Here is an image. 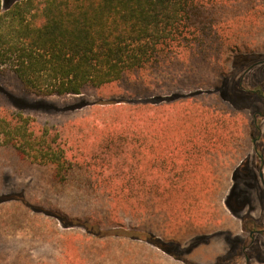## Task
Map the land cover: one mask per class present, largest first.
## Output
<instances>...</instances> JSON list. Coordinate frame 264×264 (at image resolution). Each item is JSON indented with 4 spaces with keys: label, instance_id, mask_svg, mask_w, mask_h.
<instances>
[{
    "label": "trees",
    "instance_id": "obj_1",
    "mask_svg": "<svg viewBox=\"0 0 264 264\" xmlns=\"http://www.w3.org/2000/svg\"><path fill=\"white\" fill-rule=\"evenodd\" d=\"M185 54L194 56L192 63H204L194 69H205L212 85L167 100L191 101L179 119L161 113L163 104L144 100L121 107L128 112L126 125L115 123L98 146L84 148L80 164L58 134L0 106V147L50 167L61 185L76 174V165L78 171L92 168L74 192L119 203L132 221L130 229L121 223L100 231L102 239L127 238L180 255L198 241L196 234L168 243L149 224H177L184 217L188 233L201 227L233 240L243 232L233 203L252 202L249 181L239 171L260 136L261 119L251 111L264 103V78L245 87L250 76L238 78L235 63L264 57V0H0V77L14 75L39 97L88 94L112 85L140 97L153 79L183 69L182 61L173 60ZM106 171L109 177L103 178ZM211 175L225 187L220 182L214 189ZM250 176L254 180L256 172ZM222 200L227 208L212 222L208 208ZM56 215L51 214L63 232L81 230L82 222L95 234L90 220Z\"/></svg>",
    "mask_w": 264,
    "mask_h": 264
},
{
    "label": "rangeland",
    "instance_id": "obj_2",
    "mask_svg": "<svg viewBox=\"0 0 264 264\" xmlns=\"http://www.w3.org/2000/svg\"><path fill=\"white\" fill-rule=\"evenodd\" d=\"M176 59L173 62L182 61L181 64L185 65L183 69L172 74L166 72L153 79L154 84L147 86L150 89H141L140 97L135 93L119 90L116 85L88 94L39 97L25 91L14 75L6 73L0 77V106L5 112L22 113L29 117L38 129H51L53 135L58 134L59 143H67L68 148L71 147V158L82 164L84 148L98 146L115 123L126 125L128 112L121 110V107H130L135 101L144 100L156 105L163 104L161 109L164 108V111L159 112L179 119L184 109L191 106L188 105L191 101L168 104L167 100L176 94L189 93L196 87L212 85V77L204 74L205 69H194L195 65L204 63H192L195 58L191 54ZM213 59L209 58L215 63ZM257 59L263 60L264 57ZM257 59L245 57L237 60L235 70L240 72L238 78L244 77L247 72H264V64L249 70ZM261 81L263 80L259 79L254 83L253 80H247L244 85L250 88ZM235 85H238V79ZM235 92L239 94L237 89ZM255 111L264 112V103H257L251 114ZM132 118L136 119V116ZM259 127L260 136L253 141V150L239 166L240 175L251 186L252 200L264 198V119L259 120ZM257 148L259 154L256 152ZM79 166L76 165V174L71 176L68 183L61 185L54 179L50 167L23 161L12 149L0 147V264H172L164 263L162 256L148 250L144 242L118 237L102 239L99 236L100 231H106V228L121 223L128 225L123 230L130 229L131 216L125 217V211L121 210L119 203L106 202L105 198L90 196L88 192H74L73 186L80 182L82 176H88V171H92V168L78 171ZM251 171L256 172L254 180L251 179ZM109 173L110 171H106V175L102 177H109ZM211 176L210 182L214 189L220 186V182L225 187L226 184L221 178ZM211 194L213 195V191ZM251 209V206L243 209L240 215L255 217L252 223H247L249 228L264 229V207L260 209L256 205L253 211ZM208 211L212 213V207ZM55 213L56 216L67 213L79 216L85 221L90 220L95 234H88V225H83L82 222H75L81 224V232H63L64 227L56 221V217L51 216ZM214 215L213 213L212 222L215 220ZM184 219L176 220L177 224L172 221L167 225L161 220L160 224L163 226H160L152 217L153 227L149 224V229L158 230L168 243L201 231V227L189 233L186 229L183 230ZM163 220L165 222L164 217ZM115 231L112 230V234ZM248 235L247 232H241L242 243L237 250L241 251L242 246L250 243ZM254 242L255 245L250 247L248 253L257 254L261 250V256L253 258L251 264H261L264 262V233L255 235ZM219 247L220 245L215 244L186 252L185 260L193 262L192 260L200 258L204 264H214ZM239 264H245L243 258L239 260Z\"/></svg>",
    "mask_w": 264,
    "mask_h": 264
},
{
    "label": "crops",
    "instance_id": "obj_3",
    "mask_svg": "<svg viewBox=\"0 0 264 264\" xmlns=\"http://www.w3.org/2000/svg\"><path fill=\"white\" fill-rule=\"evenodd\" d=\"M264 61V59H263ZM260 62V60H254V62L252 63V66L249 67V70H251L253 67L259 65V64H264L263 63H258ZM257 63V64H256ZM256 64V65H254ZM246 75H249V79L248 80H253L254 83H256V80L258 81L259 79L263 80L264 78V75L263 73H259V74H256V73H250V72H247ZM244 76V77H245ZM257 114H262L263 112H259V111H256ZM256 116V115H255ZM255 119V118H254ZM256 120V119H255ZM263 187H264V184H263ZM263 197H261V200H252L251 202V205H247V203L245 202H242V203H239V202H236V204H239L240 206L243 205L242 209L239 210V207L238 205H235L234 206V203H233V206L235 207L236 209V212L239 213V220L241 222V226L243 228V221H242V216L240 215L241 212L243 211V209L245 208H250L251 207H256V205H258L260 207V209H262L264 207V198L262 199ZM208 203V201H207ZM218 204V205H217ZM246 204V205H245ZM221 206L220 208L218 206ZM210 207H212L213 209V213L215 214L213 216V218L217 219V218H221V212L223 213V210L225 208H227L226 206V203H225V200H222V201H216V202H213L212 204H210ZM228 211V209H227ZM229 214H230V211H228ZM252 216V215H251ZM255 217L251 218L250 221H252V219H254ZM196 237L198 239V241L194 242L193 244H188L187 246V250L184 251V252H193V251H196L197 249L200 250V248L202 247H207V246H214L215 244L216 245H220L218 249V252L215 254V263L214 264H222V263H225L227 261H229L231 259V256L233 254V250H232V247H233V243L234 242H239L237 245H241V240H242V237H241V233L239 232L238 234H236V236L234 237V239L232 240L231 238H227L222 231H214V230H209L208 232H205L204 229L202 228L201 231H199L197 234H196ZM144 246H148L147 249L150 250V251H154L156 252L157 254L161 255L162 258H163V262H170L172 264H196V263H193V262H197V264H204L203 260L198 258L197 260H192L193 262H189L187 260H185V256L184 255H181L180 257H182V259H178L176 258L175 256H172L170 254H168L167 252L163 251L162 249L160 248H157L153 245H150L148 243H146V245ZM191 254H194V253H191ZM196 255V254H194ZM261 264H264L261 263Z\"/></svg>",
    "mask_w": 264,
    "mask_h": 264
},
{
    "label": "flooded vegetation",
    "instance_id": "obj_4",
    "mask_svg": "<svg viewBox=\"0 0 264 264\" xmlns=\"http://www.w3.org/2000/svg\"><path fill=\"white\" fill-rule=\"evenodd\" d=\"M264 61L263 60H260V62H258V63H263ZM257 64V63H256ZM256 64H254V65H256ZM264 97V96H263ZM257 116H255V119H257L256 118ZM259 117H260V119L262 120V119H264V113L263 114H259ZM235 205H238V207H239V210H241L242 209V207H243V205H239V204H236V201H234V206ZM246 205V204H245ZM236 207V206H235ZM237 208V207H236ZM238 209V208H237ZM253 207H252V211H253ZM243 219H242V221H243V232H247V233H249V235H248V239H249V241H250V243L249 244H246L245 246H242V249H241V251H239V250H237L238 248H239V245H237L239 242H234L233 243V247H232V250L234 251L233 252V254H232V256H231V259L229 260V261H227V262H225V263H222V264H239V260L241 259V258H243L244 259V261H245V264H251V261H252V259L253 258H259L261 255V250H259L258 252H257V254H249L248 253V250L250 249V247L252 246V245H255V242H254V237H255V235H257V234H261V233H264V229H257V230H255V229H251V228H249V226H248V222H251L250 221V218H253L252 216H245V217H242ZM252 223V222H251ZM255 223V222H254ZM256 224V223H255ZM237 250V251H236ZM239 251V252H238ZM185 253L186 252H182L180 255H178V253L177 252H173V256H175L176 258H178V259H182V257H180L181 255H185Z\"/></svg>",
    "mask_w": 264,
    "mask_h": 264
}]
</instances>
